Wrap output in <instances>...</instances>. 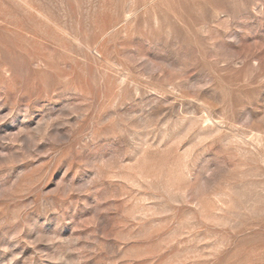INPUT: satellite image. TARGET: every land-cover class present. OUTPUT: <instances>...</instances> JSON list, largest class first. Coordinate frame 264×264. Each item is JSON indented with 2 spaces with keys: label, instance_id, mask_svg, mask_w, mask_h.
Listing matches in <instances>:
<instances>
[{
  "label": "rangeland",
  "instance_id": "rangeland-1",
  "mask_svg": "<svg viewBox=\"0 0 264 264\" xmlns=\"http://www.w3.org/2000/svg\"><path fill=\"white\" fill-rule=\"evenodd\" d=\"M0 264H264V0H0Z\"/></svg>",
  "mask_w": 264,
  "mask_h": 264
}]
</instances>
